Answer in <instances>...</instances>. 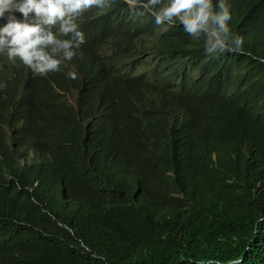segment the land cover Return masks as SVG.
<instances>
[{
    "label": "trees",
    "instance_id": "obj_1",
    "mask_svg": "<svg viewBox=\"0 0 264 264\" xmlns=\"http://www.w3.org/2000/svg\"><path fill=\"white\" fill-rule=\"evenodd\" d=\"M230 28L239 53L208 57L178 24L155 49L219 104L187 167L138 136L126 161L98 170L72 154L48 182L22 174L2 136L0 264H264V16Z\"/></svg>",
    "mask_w": 264,
    "mask_h": 264
},
{
    "label": "clouds",
    "instance_id": "obj_2",
    "mask_svg": "<svg viewBox=\"0 0 264 264\" xmlns=\"http://www.w3.org/2000/svg\"><path fill=\"white\" fill-rule=\"evenodd\" d=\"M250 11L264 16V0H0L1 145L48 182L72 154L98 170L126 161L138 136L187 167L219 104L155 49L178 24L208 57L239 53L230 21Z\"/></svg>",
    "mask_w": 264,
    "mask_h": 264
}]
</instances>
